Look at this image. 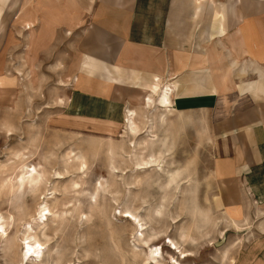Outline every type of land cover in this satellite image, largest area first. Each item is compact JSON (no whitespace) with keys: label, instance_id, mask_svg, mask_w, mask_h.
<instances>
[{"label":"rangeland","instance_id":"1","mask_svg":"<svg viewBox=\"0 0 264 264\" xmlns=\"http://www.w3.org/2000/svg\"><path fill=\"white\" fill-rule=\"evenodd\" d=\"M9 7L0 0V213L10 222L0 264H23L29 222L47 264H145L143 238L162 248L164 264H234L252 226L220 202L206 115L172 112L160 99L120 107L113 123L68 109L58 43L33 44ZM33 166L40 182L20 186ZM43 203L51 212L40 231Z\"/></svg>","mask_w":264,"mask_h":264},{"label":"crops","instance_id":"2","mask_svg":"<svg viewBox=\"0 0 264 264\" xmlns=\"http://www.w3.org/2000/svg\"><path fill=\"white\" fill-rule=\"evenodd\" d=\"M8 10L33 44L58 43L68 109L113 123L120 107L143 109L148 96L157 106L165 91L170 111L205 114L220 202L252 226L234 264H264V0H10Z\"/></svg>","mask_w":264,"mask_h":264},{"label":"bare ground","instance_id":"3","mask_svg":"<svg viewBox=\"0 0 264 264\" xmlns=\"http://www.w3.org/2000/svg\"><path fill=\"white\" fill-rule=\"evenodd\" d=\"M171 90V89H169ZM168 90L166 89V92ZM171 92V91H169ZM168 92V93H169ZM167 93H162L160 96V105L161 107H164L165 109H170L169 106V97L167 98ZM147 106H151L154 103V100L152 99L151 96L148 97L147 99ZM129 111V110H128ZM135 112V111H134ZM134 112L130 111V116L128 117L127 120V124L128 127L131 131H134L135 133L137 132V124L135 123L134 118L132 117L134 115ZM147 165L151 164L152 161L146 160L145 162ZM31 166V165H30ZM36 171V168L33 166L32 169L31 168H27L26 170H24V175H21L19 177V180H21L20 186H23L25 184V182L29 185L31 184H38L41 180V175L40 174H34V172ZM14 185H12L13 187ZM44 205H40L39 209H40V218L37 220V228L40 231H43L46 225V222L49 220V213L51 212V210L48 208V206L43 203ZM128 217H130L129 215H127ZM7 224H10L9 221L6 220V217L4 215H2L0 213V238L2 239H6L8 238V230H7ZM26 228L24 230V237H23V252H22V262L23 264H47L45 261V254L47 253L45 250V246H47V244L45 245L46 242L41 241L40 238L37 236V230H35V228L30 225V222L27 223ZM47 226V225H46ZM36 228V229H37ZM143 229H144V224H143ZM143 242L145 244H148V250H146L145 254H144V259L142 258V262H145V264H164L165 258L163 255V251L161 247L158 246H151L149 244V241L145 238H143ZM169 243H171L173 246L171 248L173 249H177V246L174 242H172V240L170 239V241H168ZM143 243V244H144ZM144 244V245H145ZM46 252V253H45ZM183 252V251H182ZM47 259V258H46ZM173 259V257H172ZM25 261V262H24ZM173 264H178L179 262L177 260L172 261Z\"/></svg>","mask_w":264,"mask_h":264}]
</instances>
